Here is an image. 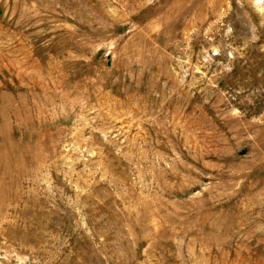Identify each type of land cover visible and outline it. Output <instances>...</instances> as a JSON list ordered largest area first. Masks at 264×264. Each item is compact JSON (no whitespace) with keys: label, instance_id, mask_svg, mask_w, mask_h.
Segmentation results:
<instances>
[{"label":"rangeland","instance_id":"374dc122","mask_svg":"<svg viewBox=\"0 0 264 264\" xmlns=\"http://www.w3.org/2000/svg\"><path fill=\"white\" fill-rule=\"evenodd\" d=\"M0 264H264V0H0Z\"/></svg>","mask_w":264,"mask_h":264}]
</instances>
